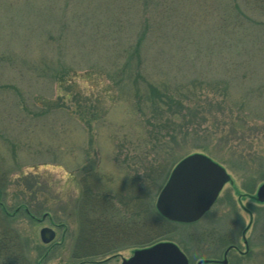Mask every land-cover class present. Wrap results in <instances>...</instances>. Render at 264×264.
<instances>
[{
	"label": "rangeland",
	"instance_id": "obj_1",
	"mask_svg": "<svg viewBox=\"0 0 264 264\" xmlns=\"http://www.w3.org/2000/svg\"><path fill=\"white\" fill-rule=\"evenodd\" d=\"M152 98L171 124L165 112L151 120ZM193 153L229 180L201 219L159 242L188 264H264V0H0V201L20 209L0 221L21 248L0 264H121L133 240L71 258L84 190L139 223L126 198L146 192L156 212Z\"/></svg>",
	"mask_w": 264,
	"mask_h": 264
},
{
	"label": "trees",
	"instance_id": "obj_2",
	"mask_svg": "<svg viewBox=\"0 0 264 264\" xmlns=\"http://www.w3.org/2000/svg\"><path fill=\"white\" fill-rule=\"evenodd\" d=\"M154 95L157 96V93ZM151 96L155 98V96ZM154 98L151 99V120L156 119V116L163 115L165 112V114H169L165 123L171 124L169 117H173L174 112L166 111L169 109L168 105L160 104ZM138 108L140 109L141 106L138 105ZM186 109L188 108L184 110ZM187 112L186 116L190 114L189 109ZM158 121L159 119L155 121L154 127L161 125ZM137 186L140 190L141 187L144 191H146V188L148 189L145 183H143V186H140V183ZM83 193L85 195L76 207L78 228L71 253V258L75 261L89 259L91 256H101L116 249L119 250L130 240H133L132 244H135L136 248L149 247L163 240L170 232V226L173 225L172 222L161 217L157 211L153 212L152 208V210L148 208L146 192L143 194L134 192L131 197L126 198L127 205L124 207L133 202L135 207L141 208L144 218L143 221L141 219L139 223L133 222L132 225H125L121 222L120 215H115L116 211L112 210L113 205L108 196L102 197V193H94L90 189H85ZM5 207L0 201V213L8 218H13L16 214L15 212L20 210L19 206L12 209L9 208L11 209L10 211ZM22 209L25 210L26 207L23 206ZM28 213L32 220L35 219V216L30 211ZM14 232L0 221V252L4 253L0 255L5 256L11 250L14 251V255H17L18 253L16 252L21 251L19 244L16 242L17 237ZM15 261L16 259H13L12 262Z\"/></svg>",
	"mask_w": 264,
	"mask_h": 264
},
{
	"label": "water",
	"instance_id": "obj_3",
	"mask_svg": "<svg viewBox=\"0 0 264 264\" xmlns=\"http://www.w3.org/2000/svg\"><path fill=\"white\" fill-rule=\"evenodd\" d=\"M229 180L224 168L201 153H193L178 161L158 193L155 208L163 218L175 223L199 220L213 205L223 185ZM256 200L264 201V183L256 191ZM51 228L39 230V239L48 244L54 239ZM201 260L196 264L206 263ZM225 264L226 261L221 262ZM121 264H188L187 257L172 242H158L136 249Z\"/></svg>",
	"mask_w": 264,
	"mask_h": 264
},
{
	"label": "flooded vegetation",
	"instance_id": "obj_4",
	"mask_svg": "<svg viewBox=\"0 0 264 264\" xmlns=\"http://www.w3.org/2000/svg\"><path fill=\"white\" fill-rule=\"evenodd\" d=\"M227 251H229V250H227ZM3 253V252H2ZM1 252H0V254H2ZM14 253V252H13ZM16 253H18V251L16 252ZM4 254V253H3ZM19 254V253H18ZM17 254V255H18ZM225 254V253H224ZM13 261V257L11 256V262ZM210 263H213V264H216L215 262H217V260H208Z\"/></svg>",
	"mask_w": 264,
	"mask_h": 264
}]
</instances>
